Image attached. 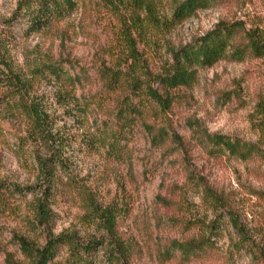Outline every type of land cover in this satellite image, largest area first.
Segmentation results:
<instances>
[{
  "label": "rangeland",
  "instance_id": "1",
  "mask_svg": "<svg viewBox=\"0 0 264 264\" xmlns=\"http://www.w3.org/2000/svg\"><path fill=\"white\" fill-rule=\"evenodd\" d=\"M20 1L0 0V76L21 82L19 109L0 115V264H35L19 238L38 247L51 234L105 238L95 263L108 264L109 210L129 264H264V158L213 155L208 142L218 134L264 150V58L197 68L190 85L174 89L160 82L175 52L219 24L264 37V0H216L183 21L173 14L184 0H154L152 13L125 0H75L70 15L42 29ZM47 64L63 66L74 85ZM67 88L87 105L84 117L56 100ZM128 104L138 113L126 126ZM33 105L60 142L58 187L48 195L41 162L50 149L33 130ZM101 129L104 144L89 143ZM39 200L51 215L43 224ZM65 257L63 248L55 261Z\"/></svg>",
  "mask_w": 264,
  "mask_h": 264
},
{
  "label": "trees",
  "instance_id": "2",
  "mask_svg": "<svg viewBox=\"0 0 264 264\" xmlns=\"http://www.w3.org/2000/svg\"><path fill=\"white\" fill-rule=\"evenodd\" d=\"M134 11L145 10L152 13L154 0H125ZM216 0H184L174 9L173 20L183 21L191 17L198 9L208 7ZM75 0H21L19 11H24L32 27L42 29L53 22L60 21L70 15L74 9ZM24 15V14H23ZM245 40L243 43L240 40ZM264 58V37H260L256 30L245 29L241 23L219 24L216 28L206 33L201 38L187 44L174 53L175 62L170 74L162 76L160 82L165 89H174L183 85H190L196 75L197 68L212 67L221 60L231 58L233 60H243L247 56ZM47 72L56 79H62L66 84L73 86L74 79L66 70L55 64H47ZM16 76H0V115L3 112H14L19 109L20 102L17 94L20 81ZM118 84H120L117 79ZM21 88V87H20ZM150 94L157 98L156 92ZM56 100L60 105L65 107L66 112L73 111L77 115L85 116L87 105L73 94L70 89L59 92ZM137 108L133 104H128L121 110L120 117H124V125L128 126L133 116H137ZM42 108L31 106L27 110L28 116L33 117V130L40 138L48 144L50 155L41 162L44 169L46 188L44 194L55 191L58 185L53 176V169L57 165H62V158L55 145L60 142L56 139L52 129H48L44 121L48 114L44 115ZM46 113V112H45ZM107 134V133H106ZM104 130H99L92 135L89 143H103L106 136ZM210 145L209 152L213 155L220 153H229L242 160H248L255 155L264 158V150L258 148L255 144L248 143L239 139H233L228 136L214 134L208 135ZM102 141V142H101ZM109 144L104 145L109 151H114L118 144L117 135H113L112 140L108 139ZM104 144V143H103ZM36 223L43 224L50 220V210L46 202L39 200L35 206ZM114 214L111 210L104 215L105 228L110 233V240L106 241L111 246L108 252V264H129L130 248L122 239L116 235L114 230ZM107 238V236H104ZM102 240L89 239L80 241L68 234L58 236L49 235L43 245L36 247L34 242L29 241L26 237L19 238L20 248L24 255L35 264H96L95 260L98 255V249L105 243ZM174 249L187 251L191 245L174 242ZM66 249V257L55 261L62 249Z\"/></svg>",
  "mask_w": 264,
  "mask_h": 264
}]
</instances>
